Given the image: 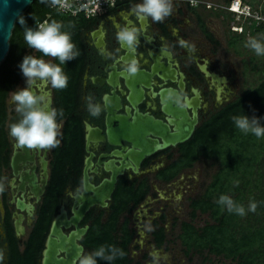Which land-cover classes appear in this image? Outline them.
Wrapping results in <instances>:
<instances>
[{
  "label": "flooded vegetation",
  "instance_id": "1",
  "mask_svg": "<svg viewBox=\"0 0 264 264\" xmlns=\"http://www.w3.org/2000/svg\"><path fill=\"white\" fill-rule=\"evenodd\" d=\"M140 2L122 0L90 17L80 29L81 51L73 60V69L78 71L70 91L73 100L61 103L57 110V122L61 124L58 146L16 147L9 126L20 117L12 96L26 87L25 77L21 74L7 90L0 120V264H10L15 255L22 259V263L18 261L21 264H73L78 251L91 253L83 237L94 222L105 221L111 214L120 184L122 188L143 184L147 189L137 206L119 214V222L127 218V226L133 231L128 247L131 264H183L180 257L197 256L226 260L205 247L193 244L188 248L180 237L184 222L197 230L215 222L209 211L198 208L193 213L191 200L204 194L216 172L207 173L205 167L209 166L201 163H216L199 155L166 179L163 174L178 168L175 163L184 142L146 154L137 165L133 155L145 137L163 142L159 130L152 132L156 124L174 132L182 119L179 109H184L189 119L196 111L194 133L199 124L240 94L232 84V72L221 67L226 61L220 52L219 26L225 36L226 28L234 27L233 18L227 17L225 2L219 0H172V13L162 22H153L133 14L132 7ZM132 26L140 30L134 51L116 39L121 28ZM25 53L59 62L29 47ZM132 59L138 61L139 71L129 76L124 66ZM33 90L46 95L45 106L55 109L56 92L50 84L33 86ZM185 103L187 107H182ZM89 104L100 107L98 116L90 114ZM66 127L71 129V143L63 135ZM68 144L72 155L64 159ZM115 172L116 181L110 196L104 199L105 205L94 203L75 219L79 208L76 197L88 184L98 186ZM204 215L212 221L198 225ZM85 226L87 230L80 238L70 235ZM161 229L163 241L157 244L155 235ZM79 245L82 249L76 252Z\"/></svg>",
  "mask_w": 264,
  "mask_h": 264
},
{
  "label": "trees",
  "instance_id": "2",
  "mask_svg": "<svg viewBox=\"0 0 264 264\" xmlns=\"http://www.w3.org/2000/svg\"><path fill=\"white\" fill-rule=\"evenodd\" d=\"M229 0H226L228 3ZM264 11V8L262 9ZM227 12V11H226ZM227 17L233 18L229 12ZM23 16L27 26L35 28L39 22L47 19V22L56 21L62 25L61 31L71 35L72 42L78 53L81 47L78 45L80 29L90 20L83 15L72 16L62 13L45 0H33L29 6L19 15ZM18 16V17H19ZM18 17L9 38V49L5 58L0 63V120L3 119L4 98L7 90L19 80L22 72L19 64L27 55V45L24 40V29L18 23ZM251 32L264 31V24H251ZM236 40V39H235ZM235 41L229 40L228 45L234 46ZM78 55L76 56V58ZM74 60V59H73ZM67 61L60 65L68 77V86L57 90L54 102L58 110L61 103L68 104L73 100L70 91L78 79V71L74 61ZM59 65L60 62H57ZM247 115L257 117L261 126H264V78L254 87L247 89L237 97L215 111L209 119L199 124L189 140L181 146V154L175 163L176 170H168L171 178L177 169L188 166L199 155L218 164V169L212 175V179L201 197L191 200L193 213L195 209L209 211L214 218V223H209L199 230L184 222L181 234L182 244L190 248L193 244L198 248H208L209 253L230 259L234 264H264V136L257 138L253 133H244L239 130L232 117ZM70 128L64 130V137L71 143L72 133ZM1 127H0V139ZM63 153L64 159L72 155V146ZM59 159V157H57ZM262 165L260 169L258 166ZM55 167L53 168V172ZM147 189L143 184L128 188L118 185L114 193V203L111 214L105 221L97 220L88 229L83 237V243L90 250H97L101 246L113 245L124 251L125 255L117 257L111 262L98 259L97 264H131L129 256V244L133 231L127 226L128 219L119 222V214L126 208L137 206L145 195ZM221 195L229 196L237 205H242L245 215L229 212L226 207L217 203ZM257 205L255 212L249 211V205ZM157 244L163 241V230L155 235ZM203 259H210L204 257ZM19 257H11L10 264H21Z\"/></svg>",
  "mask_w": 264,
  "mask_h": 264
},
{
  "label": "clouds",
  "instance_id": "3",
  "mask_svg": "<svg viewBox=\"0 0 264 264\" xmlns=\"http://www.w3.org/2000/svg\"><path fill=\"white\" fill-rule=\"evenodd\" d=\"M45 2L62 8L68 6L67 0H45ZM251 9L255 12L252 6ZM131 10L141 19L151 18L153 22H162L172 13L173 4L172 0H141ZM231 15L234 16L232 13ZM18 23L24 29V40L29 48L42 53L43 56L58 59L60 64L51 63L34 55L23 57L19 68L26 79V87L17 89L12 96L16 105L15 111L20 118L17 122L10 124L9 133L15 139L17 148L47 149L56 147L59 144L57 137L60 135L61 128V124L57 122L58 111L46 107L47 96L38 95L33 90V86L46 87L50 84L52 89H65L68 86V77L60 65L75 59L79 53L75 49L71 35L61 31L62 25L54 20L38 24L33 28L27 26L21 15L18 17ZM241 26H243L242 23ZM139 36L138 28L123 27L117 32L116 39L134 51L139 43ZM246 46L250 47L257 55H264V43L259 40L250 39ZM138 71L139 64L136 59L128 61L124 66V72L129 76H134ZM38 81L39 85H37ZM181 106L187 107V103ZM88 110L93 116H98L100 113V107L97 105L89 104ZM59 115H63L62 110L59 111ZM232 119L236 127L244 133L251 132L257 138L264 136V126H261L257 117L250 118L244 114L233 116ZM0 191H3L2 186H0ZM217 203L226 207L229 212H235L241 216L246 214L244 207L237 205L227 195H221ZM256 207L255 203H251L248 210L255 212ZM124 255L122 249L113 245L101 246L91 253L78 251L73 258V264H97L98 259L111 262Z\"/></svg>",
  "mask_w": 264,
  "mask_h": 264
},
{
  "label": "water",
  "instance_id": "4",
  "mask_svg": "<svg viewBox=\"0 0 264 264\" xmlns=\"http://www.w3.org/2000/svg\"><path fill=\"white\" fill-rule=\"evenodd\" d=\"M33 0H0V63L5 58L9 49V38L11 35L12 28L14 26L17 17L29 6ZM203 71L208 74V71L202 67ZM179 115H182V119L178 121L175 125V131L169 132L168 128L161 129V125L156 124V128L152 132H161L163 142L159 143L156 140H151L149 138L143 139L140 144V150L135 152L133 155V160L138 164L141 158L150 154L153 151L164 148L168 145L182 143L187 141L193 133L194 124L196 123V111L194 110V118L189 119L187 112L184 109L178 110ZM149 132L148 130L144 133ZM116 172L112 175L110 180L105 179L98 186L87 185L84 188L83 193L77 196V203H79V208L75 210V219L82 216L90 205L97 203L105 205L104 199L110 196V193L114 187V182L116 181ZM92 192V193H91ZM87 230V226L76 229L72 231L70 235L74 238H80ZM82 246L76 247V252L81 250ZM77 254V253H76ZM47 264V263H46Z\"/></svg>",
  "mask_w": 264,
  "mask_h": 264
},
{
  "label": "rangeland",
  "instance_id": "5",
  "mask_svg": "<svg viewBox=\"0 0 264 264\" xmlns=\"http://www.w3.org/2000/svg\"><path fill=\"white\" fill-rule=\"evenodd\" d=\"M225 5L226 0H219ZM248 3L252 6L255 11H258L261 8H264V0H247ZM225 8V6H224ZM259 8V9H258ZM226 10V9H223ZM231 15V14H230ZM232 16V15H231ZM243 24V30H236ZM228 22H224V29L226 25H229ZM232 24L234 27L226 28L225 36L222 32V27L219 26V31L221 30V41L222 47L220 52L226 61L224 65L221 67L225 70H229L232 73V84L236 87L237 93H241L247 89L254 87L262 78H264V55H257L250 47L246 46L250 39L259 40L261 43H264V31L262 32H251L248 28L247 23H244V20L237 19L233 16ZM236 39V40H235ZM229 40L232 42L235 41V45H228ZM264 155V154H263ZM205 163H201L202 165H207L209 167H205L208 170L206 171L209 174H212L219 167L218 164L210 165L207 161ZM202 167V166H201ZM260 169L262 165L258 166ZM264 169V168H262ZM206 175V174H204ZM210 176L206 178V181L210 180ZM204 188V187H203ZM202 190V188H201ZM209 217V216H208ZM207 215L202 216L198 221V225L203 224L205 221H212L208 218ZM179 245V244H178ZM210 257V261L203 259L201 257H195L188 259L187 257H180L183 260V264H233L230 260L220 259L217 257ZM178 264V263H177Z\"/></svg>",
  "mask_w": 264,
  "mask_h": 264
},
{
  "label": "built area",
  "instance_id": "6",
  "mask_svg": "<svg viewBox=\"0 0 264 264\" xmlns=\"http://www.w3.org/2000/svg\"><path fill=\"white\" fill-rule=\"evenodd\" d=\"M122 0H67V7L52 6L62 13H66L72 16L83 15L89 19L92 16H96L102 13L105 9L114 7L118 2ZM193 1L194 0H190ZM191 2V3H193ZM225 9L231 12L237 19H243L247 25H251L253 22L255 25L260 23L264 24V11L259 9L253 12L250 4L247 0H229L225 5ZM47 19L39 22L46 23ZM236 30H242V26L235 28Z\"/></svg>",
  "mask_w": 264,
  "mask_h": 264
}]
</instances>
